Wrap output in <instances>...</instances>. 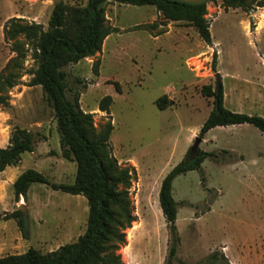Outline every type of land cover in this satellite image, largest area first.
<instances>
[{
	"label": "rangeland",
	"instance_id": "374dc122",
	"mask_svg": "<svg viewBox=\"0 0 264 264\" xmlns=\"http://www.w3.org/2000/svg\"><path fill=\"white\" fill-rule=\"evenodd\" d=\"M58 2L69 11L84 9L88 0H0V148L8 145L15 127L43 137L32 153L0 173V258L30 248L45 254L85 231V198L41 184L29 187L17 209L25 220L24 233L23 226L4 217L15 210L10 182L22 172L35 170L54 183L74 180L75 164L61 157L54 113L41 88L30 86L37 69L30 43L18 38L27 52L15 66L13 42L4 38L10 19L47 30ZM103 10L105 26L115 32L98 53L62 70L66 96L78 94V105L91 115L96 133L111 126V154L132 177L128 193L135 221L125 231L126 245L117 251L121 262L264 264V134L254 127L210 130L197 149L216 159H205L200 170L172 181L179 243L170 259L158 204L161 180L195 154L190 148L213 108V97L201 91L205 86L216 90L215 73L221 77L224 108L264 118V0H245L243 8L223 0L206 3L208 45L189 24L165 20L152 6L108 2ZM6 78L13 87H6ZM164 95L171 104L159 110L155 102ZM106 96L112 102L102 111L99 104ZM212 254L216 259L209 260Z\"/></svg>",
	"mask_w": 264,
	"mask_h": 264
},
{
	"label": "trees",
	"instance_id": "16d2710c",
	"mask_svg": "<svg viewBox=\"0 0 264 264\" xmlns=\"http://www.w3.org/2000/svg\"><path fill=\"white\" fill-rule=\"evenodd\" d=\"M223 1L230 7L245 6V0ZM108 2L152 6L165 20L189 24L205 44L210 43L209 24L205 19L206 4L188 5L169 0H88L84 9L69 11L66 5L58 2L51 11L47 30H43L38 24H26L21 19L6 22L4 38L13 42L11 51L15 55V66H19L18 63L27 52L18 38L23 37L30 43L32 58L37 63L30 86L41 88L47 105L54 113L61 157L74 163L76 168L71 184L50 182L39 172L28 169L14 180L13 198L16 202L19 198L25 199L32 184L45 185L53 191L84 197L87 218L85 231L76 241L45 254L30 248L23 254L0 258V264H123L117 251L126 245L125 231L135 221L128 193L132 177L128 169L118 168L111 154L108 142L111 126L107 125L104 131L96 133L91 115L85 114L78 105V94L72 99L66 96V74L62 70L69 63H77L98 53L104 39L115 32V29L104 24L103 5ZM5 80L6 87H13L12 81L8 78ZM201 93L203 96L213 97V108L199 130L200 139L216 127L243 124L264 134V118L227 110L223 107L222 92L216 95V90L211 91L209 86L203 87ZM2 100L0 97V101ZM111 102V98L106 96L99 108L106 111ZM155 104L162 110L171 102L164 95ZM42 139L38 133L13 128L8 145L0 148V173L7 167H14L23 154L32 153ZM208 158L215 160L216 155L196 149L193 156L184 158L161 180L158 204L169 233L168 259L175 255L176 245L179 243L175 227L177 210L171 194L172 181L187 172L200 170L201 164ZM120 185L124 187L119 188ZM4 217L13 219L22 226L19 210ZM215 255H210L208 259H216Z\"/></svg>",
	"mask_w": 264,
	"mask_h": 264
},
{
	"label": "water",
	"instance_id": "95a60500",
	"mask_svg": "<svg viewBox=\"0 0 264 264\" xmlns=\"http://www.w3.org/2000/svg\"><path fill=\"white\" fill-rule=\"evenodd\" d=\"M169 1H173V2H179V3H184V4H188V5H201V4H206L211 0H169ZM215 78V82H216V95L219 94L220 89H221V77L219 73H215L214 75ZM201 142V139L196 138L193 145L190 148V153L194 152L199 143ZM22 226H23V233L26 231V227H25V220L22 219Z\"/></svg>",
	"mask_w": 264,
	"mask_h": 264
},
{
	"label": "crops",
	"instance_id": "0c3cea01",
	"mask_svg": "<svg viewBox=\"0 0 264 264\" xmlns=\"http://www.w3.org/2000/svg\"><path fill=\"white\" fill-rule=\"evenodd\" d=\"M16 178H14V179H12L11 180V182H10V186H12V184H13V182H14V180H15ZM21 204H22V198H19L18 199V202L15 204V210H17L18 208H20V206H21Z\"/></svg>",
	"mask_w": 264,
	"mask_h": 264
}]
</instances>
